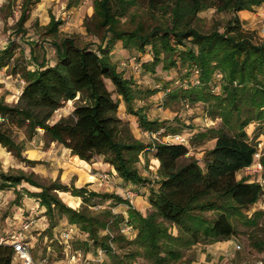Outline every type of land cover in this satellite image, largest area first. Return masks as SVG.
I'll return each instance as SVG.
<instances>
[{
  "label": "trees",
  "instance_id": "obj_1",
  "mask_svg": "<svg viewBox=\"0 0 264 264\" xmlns=\"http://www.w3.org/2000/svg\"><path fill=\"white\" fill-rule=\"evenodd\" d=\"M149 1V13L159 9L169 15L168 24L149 25L145 12L136 15L133 11L139 8L140 0H93L94 14L86 28L100 42L97 51L78 47L72 39H63L53 46L56 53L53 66L43 60L34 71L13 69L14 74L21 75L24 87L15 105L0 99V147L20 158L23 148L14 140V129H23L29 137L42 130L48 143L69 150L81 161L90 164L102 157L123 182L138 190L150 183L139 173V158L154 149L159 168L157 188L149 195L153 213L143 216L130 207L126 220L111 212H105L102 220L71 208L58 193H70L82 198L83 203L98 197L118 205L127 202L119 196L99 195L86 188L68 190L59 183L44 186L22 173H5L1 167L0 190H15L22 183L39 190L34 196L45 209L50 229L65 219L87 235L88 241L82 242L86 249L92 246L94 251L109 255L113 254L114 246L122 244L119 248L129 251L114 257L115 264H135L139 258L148 264H178L183 259L182 249L235 240L238 232L233 220L251 230L247 245L263 254L264 209L251 217L245 212L264 196V186L237 180V175L251 167L258 154L245 128L264 121V42H253L242 31L237 16L223 32L214 29L202 33L195 25L198 14L205 10L252 12L264 0H171L162 6L156 5L157 0ZM34 3L23 5L19 27L26 23ZM125 18H130V22H123ZM61 24L52 19L48 34H57ZM118 42L137 54L150 49L152 61L143 65L146 71L153 72L162 62L163 69H174L177 64L173 57L178 55L182 67L190 73L197 72L199 85L185 90L183 97L190 103L216 101L224 124L233 131V134L217 133L213 149L205 154L204 169L195 160L185 161L188 151L182 144L149 146L120 137L124 123L118 117L119 102L112 98L106 82L114 87L127 113L137 118L141 129L149 133L165 129L170 136L178 133L164 123L149 120L141 109H134L138 94L135 84L117 71L110 55ZM14 57L10 46L0 51V71L9 68ZM217 73L222 75L220 96L211 93ZM77 97L71 117L51 125L53 114ZM198 137L206 138L204 134ZM260 163L264 179V156ZM206 213L216 216L206 221ZM120 222L136 231L134 240H126L120 232L114 234L113 228ZM169 227L178 229L177 236H172ZM105 230L109 233L102 236L100 232ZM0 264H14L11 248L0 247Z\"/></svg>",
  "mask_w": 264,
  "mask_h": 264
},
{
  "label": "rangeland",
  "instance_id": "obj_2",
  "mask_svg": "<svg viewBox=\"0 0 264 264\" xmlns=\"http://www.w3.org/2000/svg\"><path fill=\"white\" fill-rule=\"evenodd\" d=\"M34 3L35 0H0V51L8 46L15 53V61L9 68L0 71V99L8 105H15L22 93L24 82L20 74H14L12 70L34 71L43 60L48 66L56 62L54 44L63 39H72L78 47H90L97 51L99 40L86 28L94 14L93 0H39L30 6L28 19L22 27L18 26L23 5ZM171 0H157L156 5L170 4ZM150 1L140 0V6L133 12L140 15L145 12L149 25L168 24L169 15H165L159 9L153 13L150 11ZM264 2L252 12H239L233 14L216 9H208L198 14L196 28L202 33H208L214 29L223 32V28L234 17H238L242 31L248 34L253 42H264ZM153 17H151V15ZM60 21L57 34L49 35L47 27L51 20ZM125 18L123 22H130ZM112 62L117 66V71L127 80H132L138 92L134 109H141L149 120L164 123L169 130H176L177 135L170 136L162 129L158 132H146L138 125L137 118L128 114L121 97L116 94L110 82H106L107 89L112 98L119 102L118 117L123 121L124 127L120 134L123 139L133 138L145 145L170 144L175 136L182 138V145L187 149L186 160H195L200 168L204 169L205 154L213 149L218 132L233 134L227 127L218 111L216 101L190 103L183 96L184 91L190 87L199 85L197 72L190 73L188 68L182 67L178 55L173 57L177 66L174 69H163V62L154 68L153 72L143 68L145 63L151 62V52L147 48L144 54H137L133 50L123 48L121 42L114 45L111 50ZM165 56H162L164 58ZM222 75L215 74L211 93L221 95ZM76 100L66 102L57 110L50 124H55L71 117ZM218 111V112H217ZM250 141L257 146L258 154L254 158L251 167L241 171L237 180H247L248 183H259L264 186L263 167L260 163L264 156V121L253 122L245 128ZM204 134L205 139L199 138ZM14 140L23 148L20 158L0 147V167L5 173H22L33 178L39 184L49 186L59 183L68 190L86 188L89 192L99 195L109 194L124 197L126 189L134 187L119 178L114 169L106 164L102 157H97L93 163H87L83 169L75 163V156L69 150L56 143H48L43 131L37 130L36 135L29 137L23 129H14ZM137 168L142 177L150 183L139 186L133 207L143 216L153 213L149 204V195L156 190L155 181L158 180L156 172L159 162L155 159V150L141 154ZM126 184V185H125ZM130 185V186H129ZM29 185L22 183L15 190H0V236L14 234L19 231L20 224L28 217H32L34 224L26 232V237L36 258L49 256V264H58L64 258L63 245L60 244L64 232L69 233L72 247L82 252L91 264H115L114 257H121L127 249H120L121 245L113 247V254L109 255L101 250L94 251L91 246L86 249L82 242L88 241L87 235L71 225L65 219L50 229L49 221L45 215V209L39 206L38 199L34 196ZM62 201L76 210L84 211L92 216L104 219L105 212H111L125 220L128 217V206L118 205L113 201L93 198L89 203H83V199L73 197L70 193H58ZM264 209V196L252 208L245 212L248 217L256 211ZM215 213L204 214L206 221H211ZM238 232L237 238L232 240V245L225 252V245L219 249L214 243L211 245L198 244L189 250L182 249L183 259L178 264H264V253L258 254L247 245L248 235L251 230L244 227L240 221H232ZM125 222H120L114 229V234L120 232L126 240L132 241L136 237L134 229L128 230ZM172 236H177L178 229L169 227ZM80 233V234H79ZM82 233V234H81ZM109 230L101 231L104 236ZM81 242V243H80ZM90 243V241H89ZM239 247V249L237 248ZM15 263V260L13 259ZM135 264H148L146 260L139 258Z\"/></svg>",
  "mask_w": 264,
  "mask_h": 264
},
{
  "label": "built area",
  "instance_id": "obj_3",
  "mask_svg": "<svg viewBox=\"0 0 264 264\" xmlns=\"http://www.w3.org/2000/svg\"><path fill=\"white\" fill-rule=\"evenodd\" d=\"M262 17L264 21V12ZM172 142L173 143L170 144H182L183 140L175 136ZM137 191L138 189L136 188H129L124 191L123 199L127 202L128 209L133 207V202L138 194ZM33 224L34 220L32 217H28L21 222L18 232L0 236V247H9L13 250L14 264H49V256L36 258L32 253L31 246L26 237V232H28ZM128 230H132V228L130 227ZM61 237L60 244L62 243L61 245H63L65 257L62 258L58 264H91L82 252L73 249L72 243H69V241L72 240H70L68 232H64ZM237 248L239 249V247Z\"/></svg>",
  "mask_w": 264,
  "mask_h": 264
},
{
  "label": "bare ground",
  "instance_id": "obj_4",
  "mask_svg": "<svg viewBox=\"0 0 264 264\" xmlns=\"http://www.w3.org/2000/svg\"><path fill=\"white\" fill-rule=\"evenodd\" d=\"M74 159H75V163H77L79 167H81V168H83V169H85V168L88 167V165H87L86 162L79 160L76 156H75ZM29 187H30V186H29ZM30 188H31L33 191H35V192H38V191H39V190H37V189H35V188H33V187H30Z\"/></svg>",
  "mask_w": 264,
  "mask_h": 264
},
{
  "label": "crops",
  "instance_id": "obj_5",
  "mask_svg": "<svg viewBox=\"0 0 264 264\" xmlns=\"http://www.w3.org/2000/svg\"><path fill=\"white\" fill-rule=\"evenodd\" d=\"M126 185V184H125ZM130 186V185H129ZM134 187H136V186H134ZM232 241H229V242H226V243H224V247H225V252H227L228 251V249L230 248V246L232 245ZM222 244L220 243L219 245H217V247L220 249L222 246H221Z\"/></svg>",
  "mask_w": 264,
  "mask_h": 264
}]
</instances>
